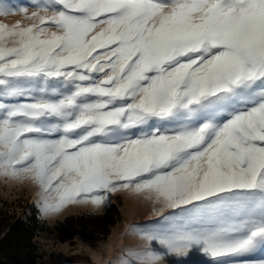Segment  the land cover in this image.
I'll return each instance as SVG.
<instances>
[{
    "label": "snow or ice",
    "instance_id": "6c2138e0",
    "mask_svg": "<svg viewBox=\"0 0 264 264\" xmlns=\"http://www.w3.org/2000/svg\"><path fill=\"white\" fill-rule=\"evenodd\" d=\"M34 7L0 6V176L45 216L142 196L140 264H264V0Z\"/></svg>",
    "mask_w": 264,
    "mask_h": 264
},
{
    "label": "rangeland",
    "instance_id": "374dc122",
    "mask_svg": "<svg viewBox=\"0 0 264 264\" xmlns=\"http://www.w3.org/2000/svg\"><path fill=\"white\" fill-rule=\"evenodd\" d=\"M47 0H0V6L8 5L14 8L27 7L29 14L35 11L34 5L45 3ZM16 21L27 23L17 12L14 15L0 16V22L13 24ZM40 189L31 180L14 179L0 176V206L5 204L9 212H14L17 218L26 221L35 214L40 223L34 242L37 243L38 253L41 254L38 264H140L133 253L143 250L147 244L140 235L130 231L133 225L142 226L155 223L159 218L152 213V205L142 196L129 191H119L112 194L104 207H93L90 204H72L60 213L45 216L39 208ZM134 195L136 206L132 208L124 202L126 195ZM55 195V194H54ZM115 206L119 214L116 223L109 228L105 237L90 238L77 233L74 236H62L56 226L68 215L102 214ZM264 253L257 252L256 255ZM174 257L166 258L162 264H176ZM182 264H206V258L190 254Z\"/></svg>",
    "mask_w": 264,
    "mask_h": 264
},
{
    "label": "trees",
    "instance_id": "16d2710c",
    "mask_svg": "<svg viewBox=\"0 0 264 264\" xmlns=\"http://www.w3.org/2000/svg\"><path fill=\"white\" fill-rule=\"evenodd\" d=\"M4 206V203L0 206V264H38L41 254L34 238L40 223L35 214L23 221ZM118 217L115 206L111 205L102 214L68 215L56 228L62 236L80 233L90 238H100L109 234V228Z\"/></svg>",
    "mask_w": 264,
    "mask_h": 264
},
{
    "label": "bare ground",
    "instance_id": "6f19581e",
    "mask_svg": "<svg viewBox=\"0 0 264 264\" xmlns=\"http://www.w3.org/2000/svg\"><path fill=\"white\" fill-rule=\"evenodd\" d=\"M134 197H135L134 195H130V194H129V195H126V196L124 197V202H125L126 204H128V206H131L132 208H134V207L136 206V204H137V203H136V199H135ZM110 199H113V198H112V194L110 195L109 200H110ZM109 200H108V201H109ZM108 201H107V202H108ZM107 202H106V203H107ZM106 203H105V204H106ZM105 204L101 205L100 208H101V207H104Z\"/></svg>",
    "mask_w": 264,
    "mask_h": 264
}]
</instances>
